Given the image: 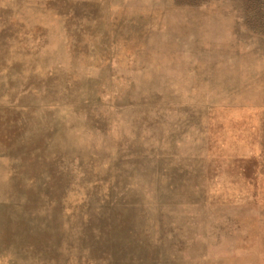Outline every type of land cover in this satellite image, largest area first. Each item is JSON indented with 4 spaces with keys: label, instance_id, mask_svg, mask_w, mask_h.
Wrapping results in <instances>:
<instances>
[{
    "label": "rangeland",
    "instance_id": "rangeland-1",
    "mask_svg": "<svg viewBox=\"0 0 264 264\" xmlns=\"http://www.w3.org/2000/svg\"><path fill=\"white\" fill-rule=\"evenodd\" d=\"M174 0H0V264H264V37Z\"/></svg>",
    "mask_w": 264,
    "mask_h": 264
},
{
    "label": "trees",
    "instance_id": "trees-1",
    "mask_svg": "<svg viewBox=\"0 0 264 264\" xmlns=\"http://www.w3.org/2000/svg\"><path fill=\"white\" fill-rule=\"evenodd\" d=\"M181 8L195 14H213L215 12H236L242 17L241 24L250 33L264 37V0H174Z\"/></svg>",
    "mask_w": 264,
    "mask_h": 264
}]
</instances>
